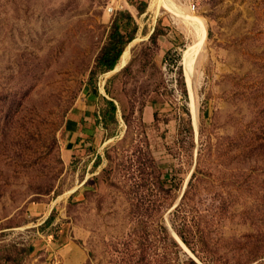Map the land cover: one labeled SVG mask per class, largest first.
Masks as SVG:
<instances>
[{
    "label": "rangeland",
    "instance_id": "374dc122",
    "mask_svg": "<svg viewBox=\"0 0 264 264\" xmlns=\"http://www.w3.org/2000/svg\"><path fill=\"white\" fill-rule=\"evenodd\" d=\"M150 1L0 0V264H264V0Z\"/></svg>",
    "mask_w": 264,
    "mask_h": 264
},
{
    "label": "bare ground",
    "instance_id": "6f19581e",
    "mask_svg": "<svg viewBox=\"0 0 264 264\" xmlns=\"http://www.w3.org/2000/svg\"><path fill=\"white\" fill-rule=\"evenodd\" d=\"M167 7L175 16L182 19L183 21L189 23L194 28V36H195V47L191 51L183 53L182 64L184 67V74L186 71V80L188 86L191 84V77L193 75V52H195L198 48L197 39L201 41L205 35V24L194 17V15L188 11V9L184 6L179 5L175 0H151L150 7L158 10L160 6ZM157 13V12H156ZM197 42V43H196ZM128 57V52H123L122 56L118 61L124 62ZM192 74V75H191ZM190 90V89H189Z\"/></svg>",
    "mask_w": 264,
    "mask_h": 264
},
{
    "label": "trees",
    "instance_id": "16d2710c",
    "mask_svg": "<svg viewBox=\"0 0 264 264\" xmlns=\"http://www.w3.org/2000/svg\"><path fill=\"white\" fill-rule=\"evenodd\" d=\"M130 16V15H129ZM132 18V16H131ZM136 31V30H135ZM134 36L130 35L129 37H124L121 31L118 28L117 21L114 20V28L109 36L107 44L103 47L101 53L99 54L96 64H94V70L100 72L111 71L116 67V64L120 57L122 56L125 47L128 43L134 40ZM107 100V103L110 105L111 111L115 113L116 106L111 100ZM103 112V111H102ZM102 112H95L94 116L97 121H95V125H100V119L102 117ZM104 113V112H103ZM51 217L47 218L49 221Z\"/></svg>",
    "mask_w": 264,
    "mask_h": 264
},
{
    "label": "crops",
    "instance_id": "0c3cea01",
    "mask_svg": "<svg viewBox=\"0 0 264 264\" xmlns=\"http://www.w3.org/2000/svg\"><path fill=\"white\" fill-rule=\"evenodd\" d=\"M92 111H93V113H95L96 109H92ZM81 118L82 117H80V116H78L72 112H70L68 114V126H67L68 136H67V139H68L69 143H75L77 140H81L80 139L81 133L78 130V127H76L77 125L75 124L77 122V124L80 125V123H78V120H81ZM92 127L96 128L97 125H92Z\"/></svg>",
    "mask_w": 264,
    "mask_h": 264
},
{
    "label": "built area",
    "instance_id": "2783aa9c",
    "mask_svg": "<svg viewBox=\"0 0 264 264\" xmlns=\"http://www.w3.org/2000/svg\"><path fill=\"white\" fill-rule=\"evenodd\" d=\"M201 0H185V4L191 11H196L199 7Z\"/></svg>",
    "mask_w": 264,
    "mask_h": 264
},
{
    "label": "water",
    "instance_id": "95a60500",
    "mask_svg": "<svg viewBox=\"0 0 264 264\" xmlns=\"http://www.w3.org/2000/svg\"><path fill=\"white\" fill-rule=\"evenodd\" d=\"M134 40H135V39H134ZM134 40H133V41H134ZM133 41H132V42H133ZM193 67H194V64H193ZM184 75L186 76V71H185V74H184ZM191 75H192V74H191ZM186 81H187V80H186Z\"/></svg>",
    "mask_w": 264,
    "mask_h": 264
}]
</instances>
